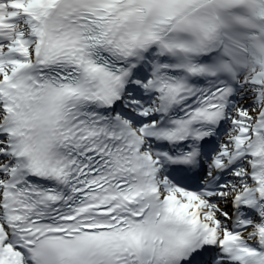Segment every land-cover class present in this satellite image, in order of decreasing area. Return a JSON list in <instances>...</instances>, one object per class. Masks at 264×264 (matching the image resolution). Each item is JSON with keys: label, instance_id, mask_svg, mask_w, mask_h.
Listing matches in <instances>:
<instances>
[{"label": "snow or ice", "instance_id": "1", "mask_svg": "<svg viewBox=\"0 0 264 264\" xmlns=\"http://www.w3.org/2000/svg\"><path fill=\"white\" fill-rule=\"evenodd\" d=\"M0 264H264V0H0Z\"/></svg>", "mask_w": 264, "mask_h": 264}]
</instances>
